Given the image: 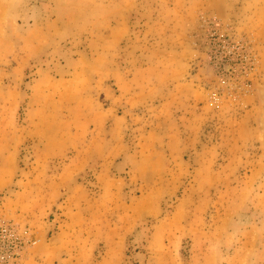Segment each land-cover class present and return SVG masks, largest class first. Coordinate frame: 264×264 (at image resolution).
I'll list each match as a JSON object with an SVG mask.
<instances>
[{
  "label": "rangeland",
  "instance_id": "rangeland-1",
  "mask_svg": "<svg viewBox=\"0 0 264 264\" xmlns=\"http://www.w3.org/2000/svg\"><path fill=\"white\" fill-rule=\"evenodd\" d=\"M0 264H264V0H0Z\"/></svg>",
  "mask_w": 264,
  "mask_h": 264
}]
</instances>
